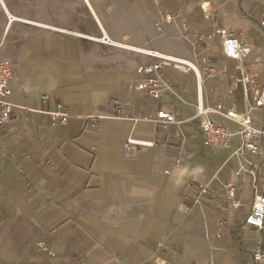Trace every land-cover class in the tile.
I'll return each instance as SVG.
<instances>
[{
	"label": "crops",
	"instance_id": "1",
	"mask_svg": "<svg viewBox=\"0 0 264 264\" xmlns=\"http://www.w3.org/2000/svg\"><path fill=\"white\" fill-rule=\"evenodd\" d=\"M33 1L0 0V57L15 75L0 131V264H253L264 231L245 225L253 195L235 176L239 138L207 147L194 117L198 103L243 111L256 97L264 0ZM223 29L246 60L224 56ZM161 58L196 69L166 68L155 102L132 87L138 66ZM245 69L257 74L249 97ZM158 110L178 123L159 125ZM58 111L65 124L52 123ZM129 139L153 146L127 151Z\"/></svg>",
	"mask_w": 264,
	"mask_h": 264
},
{
	"label": "built area",
	"instance_id": "2",
	"mask_svg": "<svg viewBox=\"0 0 264 264\" xmlns=\"http://www.w3.org/2000/svg\"><path fill=\"white\" fill-rule=\"evenodd\" d=\"M154 2L158 3L159 0H154ZM160 15L162 23L169 24L175 20V16L171 13L161 12ZM260 24L264 28V19ZM218 34L222 38V50L226 58L239 63L247 59L249 50L242 46L238 38L224 29L220 30ZM161 59V63L158 64L138 66L136 73L139 80L132 87L143 91L155 102L162 99L163 88L169 85L163 74L166 68L172 67L184 72L193 69L184 61L171 58ZM14 78L10 61L0 57V131H5L14 117L15 109L10 101ZM239 82L245 89L246 97H249L250 89L257 86V74L252 70L245 69ZM224 109V105L212 107L198 103L194 119L200 122L203 143L207 147L229 150L232 147L233 139L239 138L240 145L235 151V155L239 157L240 165L235 171V176L248 179L253 195L251 208L245 217V225L262 232L264 231V121L261 126H257L254 113L264 114V83L258 87L256 97L245 110H237L233 103L226 112ZM115 112L116 117H121L123 114V110L119 106L115 107ZM67 118L68 115L64 111H58L51 116L53 124H65ZM140 119L145 118L140 116L135 121ZM154 119L164 127L178 123L175 115L165 110H158ZM220 121H226L227 124ZM94 127H97L96 122ZM135 146L151 147L153 143L129 139L124 148L129 151ZM226 195L233 209L242 208L243 203L238 198V189L235 185L227 187ZM252 260L253 264H264V236L258 248L253 252Z\"/></svg>",
	"mask_w": 264,
	"mask_h": 264
},
{
	"label": "rangeland",
	"instance_id": "3",
	"mask_svg": "<svg viewBox=\"0 0 264 264\" xmlns=\"http://www.w3.org/2000/svg\"><path fill=\"white\" fill-rule=\"evenodd\" d=\"M5 2L8 3L12 7L13 0H5ZM33 2L35 3V2H37V0L33 1ZM106 42H107V40H106Z\"/></svg>",
	"mask_w": 264,
	"mask_h": 264
},
{
	"label": "bare ground",
	"instance_id": "4",
	"mask_svg": "<svg viewBox=\"0 0 264 264\" xmlns=\"http://www.w3.org/2000/svg\"><path fill=\"white\" fill-rule=\"evenodd\" d=\"M104 40H108V38L107 37H105L104 39H103V41ZM183 62V61H182ZM187 63V62H186ZM192 68H194V69H196L191 63H188Z\"/></svg>",
	"mask_w": 264,
	"mask_h": 264
}]
</instances>
